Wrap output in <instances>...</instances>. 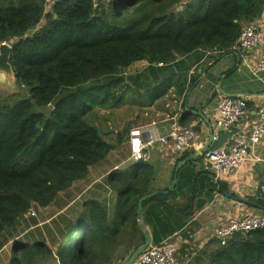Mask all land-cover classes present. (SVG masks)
Listing matches in <instances>:
<instances>
[{
	"label": "trees",
	"instance_id": "trees-1",
	"mask_svg": "<svg viewBox=\"0 0 264 264\" xmlns=\"http://www.w3.org/2000/svg\"><path fill=\"white\" fill-rule=\"evenodd\" d=\"M180 2L60 0L46 10L44 0H0V43H11L10 63L27 89L0 105V237L34 204L48 206L85 179L90 166L116 148L89 122L90 112L126 102L152 105L172 87L186 97L187 75L161 80L164 70L199 49L217 56L233 50L242 26L264 12V0H190L179 9ZM141 62L148 63L142 71L125 75ZM132 85L144 90L133 93ZM253 105L248 99V108ZM147 170L117 177L113 216L89 199L77 217L66 219L57 251L46 242L15 240L6 264H39L42 250L55 256L53 264H122L144 242L136 216L148 191ZM187 264H264V228L239 233L226 245L215 237Z\"/></svg>",
	"mask_w": 264,
	"mask_h": 264
},
{
	"label": "crops",
	"instance_id": "crops-1",
	"mask_svg": "<svg viewBox=\"0 0 264 264\" xmlns=\"http://www.w3.org/2000/svg\"><path fill=\"white\" fill-rule=\"evenodd\" d=\"M178 7L181 8L179 5ZM254 21L264 28V12ZM263 53L264 40H261L248 54L253 63H256ZM242 54V51L234 47L233 50L221 56H217L215 52L208 54L207 51L199 49L186 57H179L178 63L173 65L177 72L169 77H173L174 74L176 77L178 73L187 75L186 97L179 96L177 90L172 87L165 96L156 100L152 105L135 106L133 108L134 122L122 135V142H125L128 154L133 130L140 131L144 137L156 138L165 133L173 116H179L183 124L197 125L200 117L193 111L203 106V112L213 124L219 117L218 102L224 97V93L214 94L213 99L211 101L210 99L220 84L224 91L251 95L248 98L253 101L254 105L240 126L241 131L248 132L256 119V110L263 101L264 83L251 79L247 67H243L241 71L238 70ZM193 76H197V80L190 84ZM186 111L188 115L185 117ZM200 130L204 135L205 143L209 142L210 129L206 121H202ZM230 133V130L222 131L220 139L214 144H223ZM195 150L197 149L175 155L167 149H161L160 143L157 142L151 151L149 161L136 163L128 159L130 163L125 167H116L117 171L110 174L107 180L104 176L109 171L106 169L111 167V163L103 167L104 161L101 160L90 166L89 174L85 179L77 180L69 188L59 192L51 204L45 207L39 205L35 207L37 209L39 207L38 213L42 210H49L52 206L55 207L44 220V222H49L59 212L67 214L65 211L69 210L76 200L86 199L83 197L84 194L92 193L95 196L92 199H97L106 205L109 214L113 216L119 197L118 187H115L118 185L116 182L118 176H123L130 170L148 168L147 171L151 172V177L147 186L145 185V189H148L146 193L167 189L174 180L178 165L187 158L185 155ZM255 154L256 158L251 157L238 171L222 177L219 181L212 179L211 164L203 156L182 164L178 171L175 189L168 193L158 194V198L144 204L145 219L151 231L152 244L160 243L178 233L175 236L178 247L176 253L178 264H187L193 260L197 252L215 238L217 228L230 217L264 214V209L261 207L264 206V141L257 147ZM113 187L116 190L115 194L112 193ZM106 188L111 191L110 197L107 196ZM75 191L77 196H75ZM58 198H61L60 204L57 202ZM83 202L85 206L86 200ZM32 209L36 212L34 207ZM28 214L30 215V212ZM1 237L0 252L9 240L8 237L5 239Z\"/></svg>",
	"mask_w": 264,
	"mask_h": 264
},
{
	"label": "built area",
	"instance_id": "built-area-1",
	"mask_svg": "<svg viewBox=\"0 0 264 264\" xmlns=\"http://www.w3.org/2000/svg\"><path fill=\"white\" fill-rule=\"evenodd\" d=\"M59 1L44 0L45 9H51ZM261 40H264V28L256 21L248 22L242 26L234 47L243 52L238 70L247 67L251 79L264 83V53L256 63H253L248 54ZM207 53L213 52L207 51ZM248 99L243 96H224L218 102L219 117L213 123L212 134L208 131L212 143L203 154L204 159L211 164L214 181L238 171L251 157L256 158L257 147L264 141V96L261 106L256 110V119L248 132L241 131L240 126L250 110ZM228 130L231 131L228 139L221 145H215L214 142L220 139L221 132ZM204 139L201 130L193 125L183 124L179 116H173L165 133L156 138L144 137L140 131L133 130L129 141L128 159L136 163L149 161L151 151L157 142L160 143L161 149H167L176 155L191 149H199L205 144ZM29 212L32 215L36 214L32 208ZM258 228H264V214L233 216L217 228L215 237L221 244L226 245L239 233ZM177 234L148 246L133 264H178L176 256L178 247L175 240Z\"/></svg>",
	"mask_w": 264,
	"mask_h": 264
},
{
	"label": "rangeland",
	"instance_id": "rangeland-1",
	"mask_svg": "<svg viewBox=\"0 0 264 264\" xmlns=\"http://www.w3.org/2000/svg\"><path fill=\"white\" fill-rule=\"evenodd\" d=\"M186 1H190V0H181V2L178 5L182 8L185 5ZM147 64H148L147 62L134 64L125 69V75H134L142 71L147 66ZM173 78H176L175 75L173 76ZM132 86L134 87L132 88L133 93L135 88L136 89L140 88L137 87L136 85H132ZM139 90H144V88H140ZM26 95H27V89L25 87L20 86L16 82L8 81L6 76L3 75L0 76V105L6 102L11 103L17 98H20L19 96H26ZM134 97L139 98L137 94H133L132 98ZM135 106H140V105L126 102L123 106L116 108L97 107L87 116L89 122H91L92 124L96 125L99 128L100 132L102 133L105 139L117 145L116 148L113 150V152H111L110 155L106 158V160H104L105 158L102 160L104 161L102 164L103 167L111 163V167L106 169L107 171L109 170L108 172L106 171L107 174L104 176L106 180L108 179V176L110 174L117 171L116 170L117 166L118 168L125 167L128 163H130V161H128L129 154H128V150H126L125 142H118L117 139L119 132L123 131L125 128L127 129L130 125L133 124L134 122L133 108ZM35 110L48 113L49 107L35 106ZM119 162L121 163L119 164ZM209 169H211L210 166ZM151 171L153 172V170ZM212 179H213V175H212ZM113 189L114 190H112V193L115 194L116 190L114 187ZM110 193L111 191L107 189L108 197H110ZM77 195L78 194L75 191V196ZM83 197H85L86 199L80 198L79 200H76L75 203L69 208V210L65 211L67 212V214L59 212V214H57L54 218L49 220V222L48 221L44 222V220H46V218L48 217L49 213L51 212V209L55 207L52 206V208H50L49 210H42V212L38 213L40 209L39 207L37 209L35 207L36 204H34L33 207L36 210L35 212L36 214L29 215L27 213V215L19 222L18 225L12 228H7L5 230V233L1 237V239H5L6 237H8L9 240L6 243V246H4L0 252V264H6L8 262L11 256V245L15 240H24L29 242H35V241L46 242L54 249V252L57 251L58 245L56 244V242L59 241L62 237L60 231L66 227L67 225L66 219L77 217L78 214L81 212V208L83 209L84 207L83 201L86 200L87 202L89 199L95 198V196L92 195V193H86L83 195ZM57 202L58 204H60L61 198H58ZM131 252L132 250H130L129 254L125 257V259L130 255ZM37 261L39 264H53L55 262V256L49 254L45 250H42L37 256Z\"/></svg>",
	"mask_w": 264,
	"mask_h": 264
},
{
	"label": "water",
	"instance_id": "water-1",
	"mask_svg": "<svg viewBox=\"0 0 264 264\" xmlns=\"http://www.w3.org/2000/svg\"><path fill=\"white\" fill-rule=\"evenodd\" d=\"M11 52H12V45L11 43L5 41L0 43V76H6L8 81H13L17 83V78L14 74L12 65L10 63V56H11ZM177 70L175 68V66H171L169 67L166 71H164L161 74V80H164L166 78H168L169 76L172 75V73H176ZM205 75V73H204ZM217 93H224V96L227 97H235V96H243V97H251L250 94L248 93H234V92H228V91H224L221 88V84L218 85V88L214 90V93L211 96L210 101L213 99L214 94ZM204 107V106H203ZM203 107H200L197 111H193L196 115H198L200 117L199 122L197 123V125H194V127L198 130L201 129V123L202 121H206L209 124V131L212 134L213 131V124L210 121V118L206 116V114L203 112ZM212 140L210 139L209 142L205 143L203 146H201L199 149L195 150L193 153H191L184 161H182L178 167H177V172L175 174L174 180L172 182V184L167 187V189H163V190H155V191H151L149 193H145L144 195H142L139 200H138V205H137V216H136V222L138 224V227L140 229V231L143 233L144 235V242L141 243L140 245H138L131 253L130 255L122 262V264H133L134 261L137 259V257L148 247L152 244L153 239H152V235H151V231L148 227V224L146 222L145 219V209H144V202L151 198L154 197L155 195L158 194H163V193H168L170 190H174L175 189V185L177 182V176H178V171L181 167L182 164H185L188 161H191L193 159H198L201 156H203V154L205 153V151L207 150V148H209V146L211 145ZM240 200L245 201L244 199L240 198ZM263 209L264 207L261 206Z\"/></svg>",
	"mask_w": 264,
	"mask_h": 264
}]
</instances>
